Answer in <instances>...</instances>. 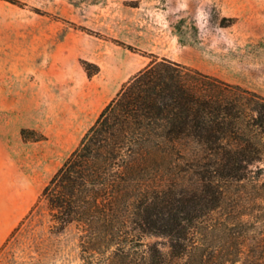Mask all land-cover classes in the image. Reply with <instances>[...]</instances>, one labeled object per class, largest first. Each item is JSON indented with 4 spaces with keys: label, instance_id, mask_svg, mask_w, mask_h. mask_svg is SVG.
Instances as JSON below:
<instances>
[{
    "label": "trees",
    "instance_id": "trees-1",
    "mask_svg": "<svg viewBox=\"0 0 264 264\" xmlns=\"http://www.w3.org/2000/svg\"><path fill=\"white\" fill-rule=\"evenodd\" d=\"M41 201L52 229L77 230L82 264H264V96L153 59L100 111Z\"/></svg>",
    "mask_w": 264,
    "mask_h": 264
},
{
    "label": "rangeland",
    "instance_id": "rangeland-1",
    "mask_svg": "<svg viewBox=\"0 0 264 264\" xmlns=\"http://www.w3.org/2000/svg\"><path fill=\"white\" fill-rule=\"evenodd\" d=\"M14 1L0 0V195L15 208L0 213V264H82L74 226L56 232L35 205L42 188L153 59L264 96V0Z\"/></svg>",
    "mask_w": 264,
    "mask_h": 264
},
{
    "label": "crops",
    "instance_id": "crops-1",
    "mask_svg": "<svg viewBox=\"0 0 264 264\" xmlns=\"http://www.w3.org/2000/svg\"><path fill=\"white\" fill-rule=\"evenodd\" d=\"M5 202H6L5 197H1V195H0V213H14L15 208L13 207V202H12V205H11L9 212L6 211ZM5 233H6L5 226H4V224H2L0 226V239H2V237H4Z\"/></svg>",
    "mask_w": 264,
    "mask_h": 264
}]
</instances>
